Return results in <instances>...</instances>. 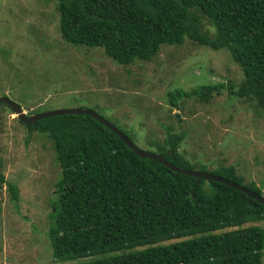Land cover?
Instances as JSON below:
<instances>
[{
  "label": "trees",
  "instance_id": "1",
  "mask_svg": "<svg viewBox=\"0 0 264 264\" xmlns=\"http://www.w3.org/2000/svg\"><path fill=\"white\" fill-rule=\"evenodd\" d=\"M57 9L66 43L101 48L119 65L152 61L163 45H181L185 38L228 50L244 74L237 87L221 82L177 89L169 93L170 104L178 109L183 99L204 101L229 88L264 111V0H57ZM20 122L48 137L61 168L58 207L48 230L55 261L264 264V229L244 227L264 220L263 203L227 184L141 157L89 115ZM167 135L151 142L156 154L243 185L233 165L194 168L179 152L184 134L168 128ZM5 182L0 173V183ZM7 185L17 203V185ZM245 187L263 196L255 183Z\"/></svg>",
  "mask_w": 264,
  "mask_h": 264
},
{
  "label": "rangeland",
  "instance_id": "2",
  "mask_svg": "<svg viewBox=\"0 0 264 264\" xmlns=\"http://www.w3.org/2000/svg\"><path fill=\"white\" fill-rule=\"evenodd\" d=\"M59 19L57 0H0V98L29 116L92 110L152 153L159 150L151 142H162L171 128L184 134L179 152L194 168L233 165L243 185L255 183L264 196V111L229 88L204 101L183 99L178 109L170 104L177 89L237 87L244 74L228 50L185 38L163 45L152 61L124 66L101 48L66 43ZM12 112L0 104V173L19 192L14 203L0 183V264H68L54 260L48 237L61 177L52 142ZM251 225L264 229V220L244 227Z\"/></svg>",
  "mask_w": 264,
  "mask_h": 264
},
{
  "label": "water",
  "instance_id": "3",
  "mask_svg": "<svg viewBox=\"0 0 264 264\" xmlns=\"http://www.w3.org/2000/svg\"><path fill=\"white\" fill-rule=\"evenodd\" d=\"M0 104H6L9 107H11L13 109V111L16 113V115L18 116V118L20 119V121H22L23 123H26V124L36 123L38 120L48 118V117L63 115V114H76V115L86 114V115H89V116L93 117L94 119H96L101 124H103L104 126H106L107 128H109L116 135H118L120 137V139L130 149L135 151L141 157L157 160V161L161 162L163 165H165L167 168H169L173 171L179 172V173H183V174L198 177V178H203L205 180H214V181H218V182L227 184V185L247 194L251 198L259 201L260 203L264 204V197L263 196L255 193L254 191L250 190L249 188L245 187L244 185L233 183L232 181H229V180H227L223 177H220L218 175H213V174L201 172L198 170L184 169L182 167L176 166V165L172 164L171 162L167 161L163 155H158L156 153H152V152L140 149L137 145H135L124 134V132H122L116 126H114L109 121H107L106 119H104L103 117H101L99 114H97L96 112H94L92 110H88V109H67V110L49 111V112H45V113H39V114H34V115L28 116L19 104H17L16 102H14L8 98H5V97L0 98Z\"/></svg>",
  "mask_w": 264,
  "mask_h": 264
},
{
  "label": "clouds",
  "instance_id": "4",
  "mask_svg": "<svg viewBox=\"0 0 264 264\" xmlns=\"http://www.w3.org/2000/svg\"><path fill=\"white\" fill-rule=\"evenodd\" d=\"M6 105V104H5ZM11 108V107H10ZM12 109V108H11ZM23 109V108H22ZM13 110V109H12ZM15 113V112H14ZM16 114V113H15ZM17 116V115H16ZM29 116V115H28ZM18 117V116H17ZM102 117V116H101ZM19 119V118H18ZM105 119V118H104ZM123 132V131H122ZM125 134V133H124ZM126 135V134H125ZM127 136V135H126ZM128 137V136H127ZM129 138V137H128ZM130 139V138H129ZM131 140V139H130ZM132 141V140H131ZM133 142V141H132ZM134 143V142H133ZM135 144V143H134ZM136 145V144H135ZM7 184V181H6ZM52 248V247H51Z\"/></svg>",
  "mask_w": 264,
  "mask_h": 264
}]
</instances>
